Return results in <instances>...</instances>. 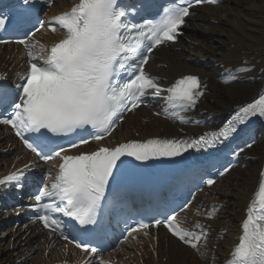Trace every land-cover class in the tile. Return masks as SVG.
Wrapping results in <instances>:
<instances>
[{"label":"snow or ice","instance_id":"1","mask_svg":"<svg viewBox=\"0 0 264 264\" xmlns=\"http://www.w3.org/2000/svg\"><path fill=\"white\" fill-rule=\"evenodd\" d=\"M217 2L173 0L157 18L135 23L129 20V11L120 6L118 0H79L70 11L48 22L51 31L56 32L58 26L64 36L47 49L46 57L34 55V46L29 47L26 40L16 41L28 48L29 68L25 83L18 86L22 91L17 101L10 113L0 118V124L11 126L24 146L41 160L47 162L59 158L61 161L55 182L50 187L45 185L34 196L32 206L37 212L35 218L49 230L50 236L56 234L69 243L75 242V238H69L72 225L65 221V217L81 227L97 223L105 190L118 168V161L123 163L122 157L148 161L180 157L190 149L207 150L228 139L250 118H264L262 94L240 107L225 128L205 133L198 139L127 142L78 155H62L68 149L63 146L53 148L50 144L49 134L67 136L89 126L94 130L93 134L71 147L88 144L90 139L103 140L111 135L123 114L140 107L149 94L160 97L167 93L164 96L166 112L170 109L172 117L181 123L186 122L184 113L194 109L204 94L200 79L186 75L175 80L170 87L161 88L158 78L145 71V65L154 49L167 42H176L194 4ZM7 19L0 14V30L5 29ZM7 42L0 40V43ZM251 70L250 67H241L236 73ZM237 78L232 72L221 77L225 84ZM243 151L244 148H240L239 152ZM239 152L234 155L238 156ZM227 171L225 168L220 175ZM22 174V170L13 173L0 180V185L19 181ZM205 182L208 185L215 183L213 179ZM186 208L187 205L181 211ZM216 211L213 208L206 218L211 219ZM182 223L177 214H172L163 220H155L152 227L163 225L172 236L199 252L201 242L207 241L208 230L200 223L191 228L183 227ZM149 227L147 223H140L129 230L128 236ZM238 239L227 264H264V178L250 202ZM75 247L86 253L98 251L97 247L80 242H75Z\"/></svg>","mask_w":264,"mask_h":264},{"label":"bare ground","instance_id":"2","mask_svg":"<svg viewBox=\"0 0 264 264\" xmlns=\"http://www.w3.org/2000/svg\"><path fill=\"white\" fill-rule=\"evenodd\" d=\"M77 2L56 0L50 14L66 12ZM184 29L183 39L175 47L161 48L156 52L155 61L149 68L152 73L169 80L183 74L200 76L206 86V96L200 108L206 113L203 118L210 116L212 124L216 125L234 107L262 94L264 0H231L216 8L197 10ZM40 38L52 45L61 40L63 34L51 35L43 31ZM21 59L17 46L0 47V75L11 78L21 72L25 68ZM241 67L252 70L236 73ZM229 72L238 78L225 84L219 74ZM177 132L171 123L153 117L146 109H139L125 119L107 144L112 146L132 139L172 136ZM246 157L249 166L231 171L219 190L214 189L217 190L215 198L204 194L199 196L223 206L220 218L208 224L218 229L217 235L226 233L223 240L213 238L205 259H199L192 251L162 235H158L157 243L143 239L136 246L127 245L113 259L119 264H222L220 262L227 261L240 234L246 209L258 190L264 166V137H259ZM32 162H35L34 158L22 149L8 129L0 128V178ZM51 240L34 225L0 232V264H52L80 255L72 248L65 250L61 243L54 245ZM67 251L69 255L65 254Z\"/></svg>","mask_w":264,"mask_h":264}]
</instances>
